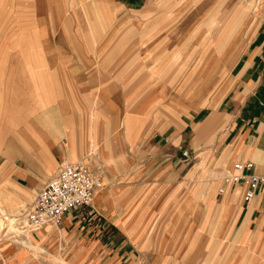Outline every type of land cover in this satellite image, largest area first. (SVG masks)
Here are the masks:
<instances>
[{
    "label": "crops",
    "instance_id": "crops-1",
    "mask_svg": "<svg viewBox=\"0 0 264 264\" xmlns=\"http://www.w3.org/2000/svg\"><path fill=\"white\" fill-rule=\"evenodd\" d=\"M239 2L70 0L61 6L86 7L88 16L80 9L68 20L52 4L56 27L78 22L66 46L60 30V46L32 53L30 0H0V222L35 201L70 160L91 163L104 185L92 207L8 236L0 264H207L208 245L232 249L223 264H264V187L250 203L240 186L221 202L215 195L237 162L264 176V0L243 19ZM36 53L45 56L39 70L54 55L55 76L78 87L75 110L67 111L60 83L46 89V77L42 94L32 92ZM32 96L53 98L52 107L37 111ZM188 148L198 152L194 165ZM210 168L219 177L206 192L215 201L208 212V196L189 188L204 187ZM221 212L241 237H185L210 230Z\"/></svg>",
    "mask_w": 264,
    "mask_h": 264
},
{
    "label": "rangeland",
    "instance_id": "rangeland-1",
    "mask_svg": "<svg viewBox=\"0 0 264 264\" xmlns=\"http://www.w3.org/2000/svg\"><path fill=\"white\" fill-rule=\"evenodd\" d=\"M69 2H70V0H56V1L55 0H30V25H29L30 28L28 29V31H30V36H31L30 45H31V48H32V53L33 52H38V50H41L43 48H48V51H50V50H52V49H50V47H52V46L55 47L57 45L60 46L61 43H58L60 41V39L57 40L58 41L57 43L54 40V36H55L56 31L57 32H60V30L64 31V35H63L64 39H63L62 45L66 46L68 44V39H65V38H67L66 31H71V29L73 27V24H76L78 21H74L72 23L71 22H63L62 24H57V27H56V24H54V21H53L54 14L52 13V11H54L55 8H52L51 5L52 4L53 5L54 4L60 5V7H58L59 14L62 15V18L64 16H66L65 20H68L69 14L75 13L74 11H78L80 9L83 11L85 16H88V13H87L88 9L86 7H79V6L76 7L74 5L70 6V7L68 5H66L64 7L61 6L62 4H67V3L69 4ZM247 2H248V4H247ZM239 3L240 4L243 3V5H240V8H238L239 9V13H238L239 19H243L244 17H246L248 15H251V14L252 15H255V14L257 15V14H259V12L261 10V8H258L257 0H240ZM245 4H247V5H245ZM90 15H92V12H90ZM95 16H97V15H95ZM81 17H83V16H81ZM96 19H97V17H96ZM79 25L83 26V22L80 21ZM94 26L103 28V24H102L101 21H99V19H98V22L97 21L95 22ZM212 26L214 27L215 24H212ZM56 28H57V30H56ZM46 31H47V33H46ZM51 34H52V39H50L51 38ZM53 56L54 55L46 56L47 60L45 61L44 66H42V68L39 70V68H38V64L40 63L39 61L41 60V57L44 58L45 56H43V55L40 56V55H38V53L31 54V62L33 63V65L35 67L34 69L33 68L31 69V73L33 75L32 82H31V89H32V92H39L40 90H42V86L41 85H43V83H42V81L41 82L39 81V78L40 77H46V79L48 80L47 81V85H46V89H49V87H48L49 82H53L55 85H56V83H60L61 85H60L59 90L63 91V95H64V98L66 100L69 99V103H68V105H69L71 103V101L73 100L71 90L73 91V95L77 97L78 87L72 86V82L70 80H65L63 78L62 79H58V76H55V75L59 74L60 71H58L57 74L54 71L55 70V68H54V62L55 61L50 59V57H53ZM193 61H198V59H196V60L193 59L192 62ZM174 62L176 63V61H174ZM160 74L162 75L164 73L162 72ZM63 76H65V75H63ZM37 94L41 95L42 93L39 92ZM79 97H80V94H79ZM49 99H53V98H49ZM53 101H54V99L48 105L51 106ZM79 105H80V110H81V108L84 109V111L86 110L87 103H85V102L84 103H80L79 102ZM32 106L35 107L34 105H32ZM50 106H48V107H50ZM73 106H76V104L73 105ZM73 106L70 104L67 107V111L69 112L72 109ZM41 108H45L44 105L41 106ZM75 109L76 108L73 107V110H75ZM77 119L76 120L73 119L72 121H77ZM212 140H213V138H212ZM187 151L189 152V155H190L188 160L191 161V165H194L196 163V161H197V158H198V152H195L194 150H192L190 148H188ZM89 153L93 154V151L91 150V152H89ZM80 160L81 159H78V160L77 159L76 160L73 159L72 161L70 160L67 163V165L68 164H72V162L76 163V161H80ZM84 163L90 165L94 169V171L96 173H98L95 170V168L91 165V163L89 164V162H87V161L84 162ZM234 165L235 164H233V166L230 169H228L222 177H220V179H222V180H221V183L218 185V187L216 189V193H215L216 197H218V201L219 202H221V199H222L223 196H226V195H228L230 193V190H232L231 188H237V186H231V185H229L226 182V176L229 173L233 174V172H234V170H233ZM63 166H65V165H63ZM213 169L214 168H210V169L207 170L206 179L205 178L203 179V180L207 181L205 183L204 187H202L200 185L201 181L200 182L196 181V182H192L191 188H189V190L190 191H192V190H194V191L195 190H200V192L202 194H206V196H208L207 193L210 192V186H211L212 182L215 181V177L216 178L219 177L217 175L218 174L217 171H215ZM221 188H225L226 189V193L221 194L219 192V190ZM240 190H242V189H240ZM214 192H215V190L213 189L212 193H214ZM241 193H242L241 194V198L244 200L245 199L244 191H242ZM33 202H34V200H32L30 202V204L29 203L28 204H24L17 211V213L14 214V216H15L14 218L16 219L18 217V215L21 214L22 211H26L27 209L29 210V207L31 206V204ZM205 202H206V208H207L208 212H211L212 207L215 205V201L212 198V194H210L208 197L205 198ZM246 203H250V202H246ZM232 205L234 206V201H233ZM80 210H83V209H80ZM72 211H75V210H72ZM209 216H210V213H208V215H207V220L209 219ZM2 217H3V219L0 222V231L4 232V230L7 229L6 226L9 227V231L10 232H13L16 229H19V224H17V222H15V219L12 218L13 216L9 217V216L3 215ZM231 218H232L231 215H225V214H222V212H221V214H217V215L214 216V221L212 223V227H211L210 230L202 231V234L200 236H198L199 233L197 231L195 232L193 229H191V230H189V231H187L185 233V237H190L192 239H196L198 237L202 241L203 240H226V239H230V238H232V235H231L232 233H234V237H241V233H242L241 231L239 232L240 234L238 236H235L236 231L232 232L231 229L234 226V224L231 222ZM5 219L10 221V223L7 224L5 222ZM29 230L30 229L28 227L24 232H28ZM151 230L154 231L152 236H155L159 232V231L157 232L156 226H152ZM21 233H22V230H21V232H18L17 234H14L13 237H15V238H13V237L12 238L13 239L17 238V240H18L19 237H20L18 235L21 234ZM3 235H2V238H1V241H0V244L5 239H7V236L6 235L3 236ZM0 248H1V246H0ZM201 249L207 251V254H206L207 264H214V260H217L218 263H220V262H222V264L225 263L227 261V259H228L229 254L231 253V250H232V249L229 248V246H226V245H223V246H209L208 245V246L202 247ZM214 252H218V253L214 254Z\"/></svg>",
    "mask_w": 264,
    "mask_h": 264
},
{
    "label": "built area",
    "instance_id": "built-area-1",
    "mask_svg": "<svg viewBox=\"0 0 264 264\" xmlns=\"http://www.w3.org/2000/svg\"><path fill=\"white\" fill-rule=\"evenodd\" d=\"M183 154L186 159H189L187 150ZM254 168V163L251 161L237 162L234 165L233 174L229 173L226 176V182L229 185L244 188L246 202H251L264 187V176L256 175ZM103 186L101 176L84 162L62 166L39 191L29 210L22 211L16 219L15 216L12 217L19 224V229L10 232L9 227L6 226L7 229L4 232L0 231V241L3 234L8 237L21 230L24 232L28 227L35 230L47 222L59 223L64 215L72 210L92 207ZM219 192L224 194L226 189L221 188ZM5 222L10 223L7 219Z\"/></svg>",
    "mask_w": 264,
    "mask_h": 264
},
{
    "label": "bare ground",
    "instance_id": "bare-ground-1",
    "mask_svg": "<svg viewBox=\"0 0 264 264\" xmlns=\"http://www.w3.org/2000/svg\"><path fill=\"white\" fill-rule=\"evenodd\" d=\"M226 34H227V33H226ZM226 34H225V35H226ZM232 40H233V39H232ZM222 41H223V39H222ZM187 43H188V42H187ZM215 44H216V43H215ZM224 44H225V43H224ZM227 44H228V43H227ZM185 45H186V44H185ZM221 47H223V46H221ZM220 49L222 50V48H220ZM223 50H224V49H223ZM223 50H222V51H223ZM220 52H221V51H220ZM214 53H215V52H214ZM216 53H217V52H216ZM25 70H26V69H25ZM22 75H23V74H22ZM29 75H30V74H29ZM27 77H28V76H27ZM19 78H20V77H19ZM24 80H25V79H24ZM24 80H23V81H24ZM29 80H30V79H29ZM36 80H37V79H36ZM20 81H21V80H20ZM20 81H19V82H20ZM26 82H27V81H26ZM30 82H31V81H30ZM33 84H34V83H33ZM26 85H27V84H26ZM21 86H22V85H21ZM27 86H28V85H27ZM34 86H35V85H34ZM13 87H14V86H13ZM17 87H18V86H17ZM19 87H20V86H19ZM43 87H44V86H43ZM24 88H25V87H24ZM16 89H18V88H16ZM19 89H20V88H19ZM36 90H37V89H36ZM12 91H13V90H12ZM12 93H13V92H12ZM14 94H15V93H14ZM15 95H16V94H15ZM27 96H28V95H27ZM12 97H13V96H12ZM20 97H21V96H20ZM24 97H25V96H24ZM35 97H36V96H35ZM35 97L32 96V98H34V99H33V103H32V102H31V103H32V105L35 106L36 110L39 109V107L41 108V106H43V105H44V107L49 106L48 104H50V102L53 100V99H48V98H47L48 100L45 101V102L43 103L42 101L39 102L40 99H38V98L35 99ZM15 99H16V97H15ZM39 105H40V106H39ZM14 106H15V105H14ZM28 107H29V106H28ZM22 109H23V108H22ZM34 111H35V110H33L32 113H34ZM37 111H38V110H37ZM11 112H12V111H11ZM11 112H10V113H11ZM12 113H13V112H12ZM32 113H31V114H32ZM12 115H13V114H12ZM19 115H20V114H19ZM37 115H39V114H37ZM13 116H14V115H13ZM26 116H27V115H26ZM26 116H25V117H26ZM34 116H35V115H34ZM22 119H23V118H22ZM26 119H27V118H26ZM35 119H36V118H35ZM12 120H13V119H12ZM27 120H28V119H27ZM10 122H11V121H10ZM18 122H19V121H18ZM20 122H21V121H20ZM11 123H12V122H11ZM9 124H10V123H9ZM12 126H13V125H12ZM14 127H15V126H14ZM9 128H10V127H9ZM49 129H50V128H49ZM46 132H47V131H46ZM48 134H49V133H48ZM22 140H23V139H22ZM8 142H9V141H8ZM7 144H8V143H7ZM12 145H13V144H12ZM8 148H11V147H9V145H8ZM14 151H15V150H14ZM13 221H14V220H13Z\"/></svg>",
    "mask_w": 264,
    "mask_h": 264
}]
</instances>
